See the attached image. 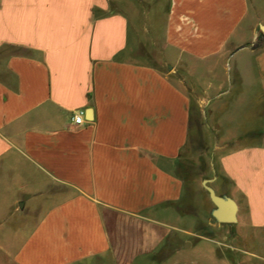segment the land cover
Instances as JSON below:
<instances>
[{"label": "crops", "instance_id": "0c3cea01", "mask_svg": "<svg viewBox=\"0 0 264 264\" xmlns=\"http://www.w3.org/2000/svg\"><path fill=\"white\" fill-rule=\"evenodd\" d=\"M164 11L151 51L113 0H0V264H133L207 202L204 179L237 203L218 257L264 264V20L249 0ZM193 108L258 124L218 133L200 187L180 172Z\"/></svg>", "mask_w": 264, "mask_h": 264}, {"label": "rangeland", "instance_id": "374dc122", "mask_svg": "<svg viewBox=\"0 0 264 264\" xmlns=\"http://www.w3.org/2000/svg\"><path fill=\"white\" fill-rule=\"evenodd\" d=\"M166 1L113 0V3L123 8L129 19L131 42L135 41L137 29L141 27L142 30H140L139 34L144 39L143 45L146 50L152 51L151 37L162 32ZM249 4L250 15L253 18L256 16L264 20V0H249ZM258 32L260 33L259 29ZM199 70L200 68L196 71L197 74ZM203 78L207 77L203 75ZM214 94L210 93V96ZM226 97L227 95H222L220 99L212 97V104L218 101L222 102ZM228 110L232 113L235 111H241L242 113L241 115L236 113L234 121L232 119L233 116L231 118L228 116L223 117V122L221 121L220 124H217L211 121L206 108H193L192 110L191 149L185 154L186 160L182 163L180 172L198 187H200V181L203 176L210 172L212 159L209 154L214 144L220 142L217 138L218 133L221 131V133L228 131L245 133L258 126V124L255 125L249 121L251 109L228 108ZM204 114L207 116L205 117ZM245 140L242 139L240 142ZM201 191L207 197V202L205 204L202 203V207L193 203H191V207L186 205L182 207L180 205V208L185 210L184 212L182 211L183 213L177 211V215L181 213L182 218L175 221L176 228L171 230V245L163 248L161 246L155 253L143 254L137 257L133 264H223L222 259L218 257L217 250L225 247L219 242H230L231 234L235 229L232 225L235 221L229 223L217 222L211 215L213 203L209 199L206 190L203 188ZM206 229L209 236H211L210 238H212L211 240L198 237V234H203ZM223 234H226L227 237L222 238L221 235ZM217 238H219L218 241H216ZM228 250L230 251L227 252V255L233 256L234 264H239L237 261L241 258V253L232 251L230 248ZM98 261L94 264H117L108 256Z\"/></svg>", "mask_w": 264, "mask_h": 264}, {"label": "water", "instance_id": "95a60500", "mask_svg": "<svg viewBox=\"0 0 264 264\" xmlns=\"http://www.w3.org/2000/svg\"><path fill=\"white\" fill-rule=\"evenodd\" d=\"M260 33L264 36V22L258 24ZM203 187L207 190L208 196L214 207L211 209L212 217L218 222H234L237 220V203L227 195H219L207 183V179L202 181Z\"/></svg>", "mask_w": 264, "mask_h": 264}, {"label": "built area", "instance_id": "2783aa9c", "mask_svg": "<svg viewBox=\"0 0 264 264\" xmlns=\"http://www.w3.org/2000/svg\"><path fill=\"white\" fill-rule=\"evenodd\" d=\"M82 114H83V111H79L73 114L72 119L75 124H79L82 122Z\"/></svg>", "mask_w": 264, "mask_h": 264}, {"label": "trees", "instance_id": "16d2710c", "mask_svg": "<svg viewBox=\"0 0 264 264\" xmlns=\"http://www.w3.org/2000/svg\"><path fill=\"white\" fill-rule=\"evenodd\" d=\"M264 43V36L259 33L255 46H261Z\"/></svg>", "mask_w": 264, "mask_h": 264}]
</instances>
